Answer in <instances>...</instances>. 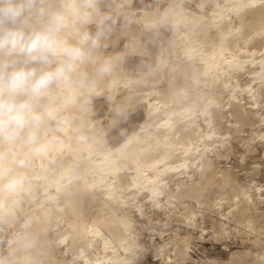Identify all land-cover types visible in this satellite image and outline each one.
Segmentation results:
<instances>
[{
	"label": "bare ground",
	"instance_id": "bare-ground-1",
	"mask_svg": "<svg viewBox=\"0 0 264 264\" xmlns=\"http://www.w3.org/2000/svg\"><path fill=\"white\" fill-rule=\"evenodd\" d=\"M209 2L213 9L207 14ZM196 6L195 12L180 6L178 22L169 26L177 36L167 54L172 63L180 58L174 66L166 56L158 57L157 73L153 70L142 79L124 75L114 86L103 89L113 110H118L127 97H132L127 106L131 107L137 101L135 94L141 92L139 99L148 109L145 122L111 146L105 142L100 120L91 118V102L85 111L73 110L92 129L93 139L87 145L77 144L67 133L62 147L21 170L28 177V190L17 198L18 204L10 205V211L0 213V221H8L28 201L34 209L14 242L10 239L6 243L9 256L2 264H66V257L72 256L82 264H132L140 246L130 213L135 211L146 219L145 199H149L150 213L162 214L167 222L185 218L186 226L194 229L204 215L196 221L189 217L190 207L181 208L180 203L185 199L197 201L217 186L222 190L236 187L238 194L227 204L220 200L202 209L210 216L212 240L229 239L230 233H225L234 230L248 246L229 254L226 260H205L202 264H264V191L257 194L236 184L225 170H221L219 181L211 182L218 162L231 153L237 141L248 140L239 134L257 125L260 121L253 116L264 111V0H198ZM114 8L124 10L119 3ZM148 15L143 11L135 23L150 28L153 17ZM254 24L261 26L247 34ZM259 45L263 49L257 48ZM183 78L190 81L179 86ZM161 81V90H142ZM250 99L254 103L247 107ZM255 104L258 109L253 108ZM227 117L239 127H230L229 138L222 139L221 119ZM241 147L245 153H253V145ZM80 153L84 159H79ZM175 178L185 182L178 191L169 187ZM86 199L99 202L101 222L85 226L84 209L88 208V214L90 207L84 208ZM165 200L170 207L165 206ZM200 204L207 206L208 202ZM95 214L90 216L95 218ZM58 216L68 228L63 248L56 244V233L47 228ZM119 230L124 233L121 237L116 236ZM172 246L173 256L163 253L162 264L193 262L188 237L173 240Z\"/></svg>",
	"mask_w": 264,
	"mask_h": 264
},
{
	"label": "clouds",
	"instance_id": "clouds-1",
	"mask_svg": "<svg viewBox=\"0 0 264 264\" xmlns=\"http://www.w3.org/2000/svg\"><path fill=\"white\" fill-rule=\"evenodd\" d=\"M102 4L0 0V213L28 190L21 170L62 147L65 134L79 145L93 139L92 129L73 110H87L105 86H114L125 59L103 54L119 17ZM179 11L178 5L165 8L150 27L175 26ZM123 19L127 23L129 17ZM131 100L126 98L117 116Z\"/></svg>",
	"mask_w": 264,
	"mask_h": 264
},
{
	"label": "rangeland",
	"instance_id": "rangeland-1",
	"mask_svg": "<svg viewBox=\"0 0 264 264\" xmlns=\"http://www.w3.org/2000/svg\"><path fill=\"white\" fill-rule=\"evenodd\" d=\"M106 1L107 0H103V4H102L103 9L106 12L112 13L113 15H117L119 17V20L113 34L105 42L106 47L104 49L103 54L105 55L124 54L125 56L124 62L120 65V69L118 72L119 74H117L116 77L117 80H119L120 78L123 79L124 75L126 77L128 76L127 78H134V79H138V78L142 79L143 77L145 78L147 75H149L147 73V69L149 67L152 70H155V72L152 71L153 73H157V70L160 67L159 59H165L167 57L170 60L169 61L170 65L178 62V60L180 59L179 57H178L179 59L176 58L177 60L174 59L173 61L175 62L172 63L171 61L172 58H170L171 55L169 53L168 54L170 56L167 54V52L170 50V44L172 45L173 39L176 38L175 36H177L176 33L171 32L170 27L166 29H160L159 31H157L152 27L147 28L146 25L136 24L135 22H137L141 18L143 11L146 13L148 12L149 14L148 17H155L157 14H155L154 11L158 9L160 12L165 8H168L169 4L170 6H174V5H178L179 7L186 6L188 10L195 12L197 11L196 2H198V0H173L170 3L168 2V0H128L129 2H126V0H108L107 3L110 4L111 6L107 5ZM117 3H119L122 6V8L124 9L123 12H119L114 8L115 4ZM121 3L124 5H122ZM212 9H213V5L211 2L206 4L205 12L207 14ZM124 15H127L129 17L127 23L124 22L123 19ZM131 22L132 25H130ZM253 26H252L253 28L252 27L248 28L247 34L250 33L253 34V31L251 30H254L255 27L261 26V24H254ZM129 45H131V47H129ZM257 48L263 49V47L260 45L257 46ZM175 68H177L176 64H175ZM183 80L184 81L181 80V82L179 81L178 83L180 84L179 86L181 85L185 86L190 81V79L187 80V78H183ZM243 80L244 79H241V82H243ZM153 83L151 85L149 84L148 87L142 88V90H148L152 88L161 90L164 88V81H161L160 84L159 82L158 83L153 82ZM151 92L153 91L151 90ZM141 95H142L141 92L135 94V98L137 99V101L131 107H127L126 110L123 111V115L121 116H117L116 115L117 110H113L109 107V101L105 91H103L100 96L95 97L92 100L93 115L91 118L93 120H100V126L105 135L103 137L107 139V140L105 139V142L107 141L111 146L117 145L123 140L125 134L132 133L138 127L139 124L143 123L144 120L146 121L147 119L146 111H148V109L145 108V105L142 104V102L140 101L139 98ZM247 103H248L247 107H250L248 105L249 103H254V99H250V101H247ZM257 106L258 105L255 104L253 105V108L258 109ZM253 118L255 120L258 119L260 122H258L257 125L254 124L250 129H244V133L239 134L240 138L242 137L248 138V140H244V141L240 140L241 141L240 143L237 141L233 145V149L231 153L225 155L218 162L217 164L218 166H216L218 170H216V172L214 173L215 175L212 176L211 182L219 181L223 175V173H220L221 170L222 171L225 170L227 171V173H230L231 178L235 180L236 184H240L241 186L248 189H253L256 191L257 194H259L258 193L259 191L262 190L264 191V171H263L264 131L261 130V127L262 129L264 127V122L262 121V119L264 118V111L263 110L259 111V113L254 115ZM221 122H222L221 123L222 127L220 128V135L221 134L223 135L221 137L222 139L229 138V134H227V132L230 130V127L233 128V125L234 127H239V125H237L236 123L231 122L230 117L221 119ZM247 144L253 145V153H252L253 156L252 154L245 153L244 149L241 147V146L247 147L248 146ZM235 145L238 146L235 147ZM78 157L79 159H84V155L82 153H80ZM262 167L263 169H261ZM181 179L175 178L171 180L169 187H171L172 190L174 191H178L179 188L183 186V184L185 183V182L183 183L184 180L181 181ZM189 179L191 180L192 176ZM175 181L177 183H174ZM217 187L219 188V186ZM218 188L214 187L206 196L204 195L203 198L201 197L197 201L194 199H185L180 203L179 207L181 208L190 207L191 209L189 215L190 218H193L197 221V219H199L201 215H204V218L201 221H198L194 229L188 228L186 226L187 220L185 218H182L180 220H171L167 222L162 214L154 213V212L150 213L151 211L150 205H148L147 202L149 201V199H145L144 201L146 202L144 203L145 204L147 203L145 206V211L149 221L147 220V218L145 219V217L142 218L139 217V215L137 216V213L135 211H132L130 213V216L133 219V224L135 223L133 225L134 230L135 232L138 231L136 232V234L138 235L137 241L140 246L139 255L132 264H162L161 256L163 255V253L167 252L168 256L170 257L173 256L172 241L184 237L189 238V244H190L189 254L193 259L192 263H186V264H202L203 261L212 260V259L226 260L229 254L240 252L245 247H247L248 244L246 242L242 244L240 236L234 235L235 233L234 230H229L227 233H225V235H228L230 233L229 235H231V237H229V239L215 238L214 240H212L214 236L213 238L212 236H210L213 235L212 233L213 229H211V223L209 221L210 216L203 210L206 209L208 205L209 207L212 206V204L215 206V204L219 203L218 201L220 200L221 201L224 200L225 204H227L228 200L230 202L231 198H232L231 200L234 201L236 200L234 199L235 196L238 194V189L236 187H232V188L228 187L223 190ZM168 198L170 197L168 196ZM205 198L206 201L208 202L207 206L200 204L202 202L206 204V201L204 200ZM166 200L164 201L165 206L170 207V205L166 203ZM170 201L175 202L174 199L173 200L171 199ZM92 203L94 206H91ZM97 203L96 201H91L89 199H86L84 201V208L89 207L90 205L88 214L90 211L92 215L95 213H97L98 215L97 216L95 214V218L92 215L90 216L91 213L89 214L90 217L87 216L88 208L87 209L85 208L84 209L85 212L84 215L86 216L85 226H88L90 222L92 223L97 221L99 223L101 222L100 220H103L100 217L101 215L100 212L102 209L99 206L100 205L99 202ZM31 206H32L31 201H28L26 204H24L21 207V210H18V212L14 214L8 221H0V262L6 260V258L9 256L8 244L6 243L10 239H12L11 241L14 242V238L20 234V229L24 227V226L22 227V225L29 220V217H27V215L31 214V212L34 209L33 206L32 207ZM158 208H160V206H158L157 209ZM58 217H54L55 219L54 218L51 219L49 221L50 223H48L47 228L50 231L56 233L54 237L56 244L63 248L65 240L68 239L69 236L67 233L68 228L65 227L66 224L64 223V220L62 221V219ZM119 231L116 232L117 237H121L124 234L121 231H120L121 233H119ZM206 237L207 239L208 238L209 239L208 240L205 239ZM180 242L183 243V241ZM240 242L242 245L240 244ZM242 246L245 247L242 248ZM63 253L64 255H66L67 250L64 249ZM213 255H215L217 258ZM58 258L60 259L59 256ZM64 263L82 264L78 260H75L73 256L71 258L66 257ZM168 264H174V262L173 261L168 262Z\"/></svg>",
	"mask_w": 264,
	"mask_h": 264
}]
</instances>
